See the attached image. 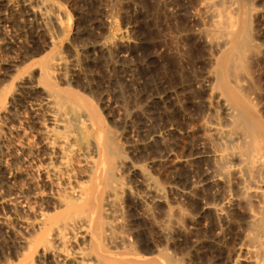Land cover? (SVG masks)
<instances>
[{"label": "bare ground", "instance_id": "6f19581e", "mask_svg": "<svg viewBox=\"0 0 264 264\" xmlns=\"http://www.w3.org/2000/svg\"><path fill=\"white\" fill-rule=\"evenodd\" d=\"M198 1L208 45L197 80L201 107L191 117L200 151L183 160L204 165L194 185L209 192L203 212L212 216L211 248L207 238H191L185 208L166 203L167 186L128 155L142 139L122 142L107 109L112 91L86 70L89 53L117 38L111 9L109 35L86 42L60 0H0V208L10 210L0 214V238L10 243L0 264H190L189 255L169 246L183 230L198 253L210 256L208 264H264V103L248 70L259 53L254 11L243 0ZM132 210L157 229L149 245Z\"/></svg>", "mask_w": 264, "mask_h": 264}, {"label": "rangeland", "instance_id": "374dc122", "mask_svg": "<svg viewBox=\"0 0 264 264\" xmlns=\"http://www.w3.org/2000/svg\"><path fill=\"white\" fill-rule=\"evenodd\" d=\"M60 1L63 2L64 0ZM196 1L200 2L198 0H69V2L65 0L63 3L68 9L70 8L74 21L80 22L78 25L82 31H85L86 42L98 37L99 34V37L104 35L106 37V33L108 36L109 30L107 29L109 28L107 26L110 24V18L107 14L111 11L112 15L116 16L115 19L117 18L116 21L119 22L120 30L117 38L112 42L114 45L107 46L104 48L105 50L103 49L99 53L90 52L89 55L92 60L87 65L86 70L96 85H102L105 89L109 88L108 92L112 91L107 97V109H110L108 110L110 116L119 118L118 120L115 118V123L118 130L123 133L122 142L135 144L134 141L139 140V138L142 139L140 140L142 144L139 143L141 146L134 147L136 149L128 152V155L131 153L130 157L145 163L154 177L157 176V180L162 185L167 186L166 203L185 208L184 211L188 218L184 220V225L186 224V227L191 228L189 229L190 233L192 232L191 238L203 241L207 238L205 242L208 240L206 244L209 245L207 247L211 248L209 240L212 234V216L210 213L203 212L205 195L207 193L209 195V192L202 191V188L194 185L198 180L197 178L202 175L204 165H201L196 159H192L193 161L190 162L183 160L185 157L194 158L193 156H196L200 151L196 145V136L192 131L194 124L191 122V117L200 109L198 107H201L202 99L199 97L200 94L198 96L201 89L197 80L204 77L207 68L205 59L208 53V45L200 30L205 22L200 18L199 11L196 10L200 4H197ZM243 1L247 7L249 6V10L254 11H252L250 26L255 28H251L255 30L253 32L251 30V33L259 44L256 53H260V55L257 54L255 60L249 61L251 65H249L248 70L249 74L252 73L251 78L254 86H257L259 90L261 89V99H259L264 103V0ZM111 5L112 8H110ZM108 6L109 8H107ZM92 23L95 25L94 31L89 29ZM252 64L254 65L252 66ZM193 92L195 97H199L194 98L193 103L196 102L195 105L193 104L194 106L191 104V100L189 101L190 94ZM119 103L122 105L120 106ZM161 154L163 157L165 156L164 159L163 157L161 159ZM145 155H147L146 158ZM196 176L197 178H195ZM131 181L132 185L136 184L134 179ZM2 185L1 174L0 187ZM175 186L180 187L179 189H188L190 193L183 195ZM198 188L200 189L198 190ZM162 206L164 207V205L159 206V208L155 206V211H159L155 213L157 216L160 215ZM9 211L7 208H0V214L9 213ZM130 213L132 219L136 220L134 227L138 235L141 236L143 244L149 245L151 236H157L156 227L144 219L140 211L132 210ZM137 215L138 217H136ZM182 232L177 233V241L172 242L173 246L169 245L171 249L175 250L177 246L181 252L183 251V254L189 255L187 258H190V264H208L210 256L206 257L198 253L199 251L196 250L195 245L187 236L188 234L185 235ZM5 236L4 238H6ZM3 240L0 238V258L10 252L7 251L10 243ZM175 244L176 246H174Z\"/></svg>", "mask_w": 264, "mask_h": 264}]
</instances>
